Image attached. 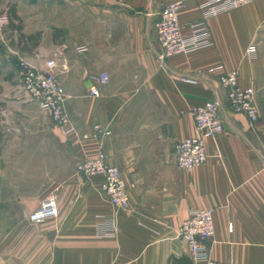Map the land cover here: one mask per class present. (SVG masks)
I'll use <instances>...</instances> for the list:
<instances>
[{
    "label": "crops",
    "instance_id": "crops-1",
    "mask_svg": "<svg viewBox=\"0 0 264 264\" xmlns=\"http://www.w3.org/2000/svg\"><path fill=\"white\" fill-rule=\"evenodd\" d=\"M171 1L26 0L15 12L21 23L0 40V264H205L177 237L194 209L213 210L214 261L264 264V0L210 18L212 46L164 60L156 24ZM183 1L189 35L203 0ZM22 60L44 71L55 60L75 134L23 89ZM102 71L110 79L93 97ZM229 71L256 89L255 125L227 104L219 78ZM210 100L224 131L207 141V162L185 171L175 146L196 133L190 109ZM96 124L112 134L95 139ZM102 149L126 181L129 211L106 199L102 176L76 173ZM50 196L58 216L33 223Z\"/></svg>",
    "mask_w": 264,
    "mask_h": 264
},
{
    "label": "built area",
    "instance_id": "built-area-1",
    "mask_svg": "<svg viewBox=\"0 0 264 264\" xmlns=\"http://www.w3.org/2000/svg\"><path fill=\"white\" fill-rule=\"evenodd\" d=\"M250 0H203L201 3L202 18L191 25L192 32L185 35L180 23V12L187 3L176 0L166 3L160 13V20L156 24L157 41L160 47L159 54L162 59L174 55H188L213 45L212 35L207 26V21L219 14L231 11L246 5ZM7 18L0 17V40L4 39V29ZM255 45L248 49L249 54H254ZM48 71L41 70L26 60L20 62L23 89L29 96L37 101L41 109L48 113L53 123L64 134H75L76 127L72 123L66 110L67 94L62 82L55 72V60H48ZM110 79L106 71L100 72L90 86V95L99 97L100 87ZM182 81L197 83L195 79L182 77ZM219 82L226 89V100L231 110L244 114L252 125L260 119V108L256 102V89L254 86L242 88L239 85L238 71L223 73ZM221 103L210 100L202 105L190 109V115L195 123V135L180 141L175 146L176 161L180 169L190 171L195 167L205 164L208 160L207 141L215 139L224 131V123L220 116ZM93 137L102 141L104 136L112 132L100 124L94 126ZM76 173L86 178L102 176L104 179L102 191L106 199L116 210H130V196L121 171L118 167L110 165L107 155L102 149L95 156H88L76 163ZM58 200L56 196L45 199L31 215V221L39 224L47 219L58 216ZM112 227L116 228V220ZM177 237L187 242L192 254L197 260L205 264H223L212 259L210 242L215 237V224L212 209H194L189 217L177 230Z\"/></svg>",
    "mask_w": 264,
    "mask_h": 264
},
{
    "label": "rangeland",
    "instance_id": "rangeland-1",
    "mask_svg": "<svg viewBox=\"0 0 264 264\" xmlns=\"http://www.w3.org/2000/svg\"><path fill=\"white\" fill-rule=\"evenodd\" d=\"M25 3L26 0H0V17L5 16L8 23L4 29V32H6L5 30L7 29H11L12 23H21L16 18L15 12L18 11V8L24 9ZM16 77L17 76L13 74V72H9V80L7 82H19V79Z\"/></svg>",
    "mask_w": 264,
    "mask_h": 264
}]
</instances>
